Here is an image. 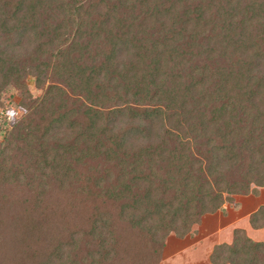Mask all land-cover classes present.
I'll use <instances>...</instances> for the list:
<instances>
[{"label": "trees", "instance_id": "16d2710c", "mask_svg": "<svg viewBox=\"0 0 264 264\" xmlns=\"http://www.w3.org/2000/svg\"><path fill=\"white\" fill-rule=\"evenodd\" d=\"M9 86L0 264H159L264 188V0H0ZM210 262L264 264V242L236 229Z\"/></svg>", "mask_w": 264, "mask_h": 264}, {"label": "crops", "instance_id": "0c3cea01", "mask_svg": "<svg viewBox=\"0 0 264 264\" xmlns=\"http://www.w3.org/2000/svg\"><path fill=\"white\" fill-rule=\"evenodd\" d=\"M264 206V188L256 195L234 196L232 202H225L220 211L206 214L192 233L183 239L169 236L164 251L174 245L185 246L179 249V257H189L188 264H211L210 255L214 246L231 244L236 229L245 232L254 242H264V228L254 229L250 217ZM225 236V237H224ZM193 256V257H191Z\"/></svg>", "mask_w": 264, "mask_h": 264}, {"label": "rangeland", "instance_id": "374dc122", "mask_svg": "<svg viewBox=\"0 0 264 264\" xmlns=\"http://www.w3.org/2000/svg\"><path fill=\"white\" fill-rule=\"evenodd\" d=\"M26 85L29 90V93L32 95L33 98H37L41 95V91L35 88V83L32 78L26 80ZM21 101V92L12 86L7 87L5 90H3L0 95V102L4 106V109H0V123L2 124V126L0 127V142L2 143H4L3 141L7 139L9 131L15 125L16 121L20 119L24 114V109H22L20 105ZM19 159L20 157H18V160ZM12 160L16 161V158L13 157ZM10 189L11 187H4L1 190L5 194H8V191ZM8 207L9 206L5 204L4 210H6ZM181 247L182 246L174 245L173 247H168L166 252L163 249L159 264H188L187 260L189 257H179L178 252H180L179 249ZM183 248H185V246H183L182 249Z\"/></svg>", "mask_w": 264, "mask_h": 264}]
</instances>
